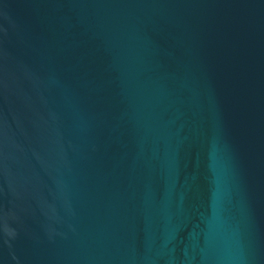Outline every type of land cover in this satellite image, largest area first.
<instances>
[{"label": "water", "instance_id": "water-1", "mask_svg": "<svg viewBox=\"0 0 264 264\" xmlns=\"http://www.w3.org/2000/svg\"><path fill=\"white\" fill-rule=\"evenodd\" d=\"M0 264H264V0H0Z\"/></svg>", "mask_w": 264, "mask_h": 264}]
</instances>
